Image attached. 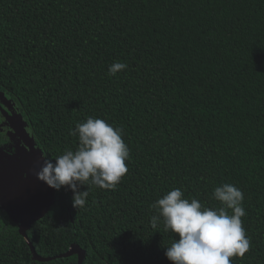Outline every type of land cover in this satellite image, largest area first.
Here are the masks:
<instances>
[{
  "label": "trees",
  "instance_id": "trees-1",
  "mask_svg": "<svg viewBox=\"0 0 264 264\" xmlns=\"http://www.w3.org/2000/svg\"><path fill=\"white\" fill-rule=\"evenodd\" d=\"M0 91L45 160L75 150L88 117L130 151L79 211L66 187L23 230L0 206V264H79L74 249L80 264H171L176 234L151 205L179 188L219 209L224 183L244 193L251 240L232 264H264V0H0Z\"/></svg>",
  "mask_w": 264,
  "mask_h": 264
},
{
  "label": "clouds",
  "instance_id": "clouds-1",
  "mask_svg": "<svg viewBox=\"0 0 264 264\" xmlns=\"http://www.w3.org/2000/svg\"><path fill=\"white\" fill-rule=\"evenodd\" d=\"M127 68L115 62L110 75ZM70 134L78 138L75 150L66 149L55 160H44L37 178L59 191L66 187L73 193L72 204L78 211L85 207L88 188L114 190L128 172L130 151L123 139V129L101 118L88 117L77 123ZM87 186V190H81ZM212 196L222 207L210 209L195 198L189 200L179 188L158 198L151 207L152 227L163 219L165 231L176 234L164 255L171 264H232L233 257L243 258L251 248L242 217L244 193L234 184L215 187ZM231 210V214L229 211Z\"/></svg>",
  "mask_w": 264,
  "mask_h": 264
},
{
  "label": "rangeland",
  "instance_id": "rangeland-1",
  "mask_svg": "<svg viewBox=\"0 0 264 264\" xmlns=\"http://www.w3.org/2000/svg\"><path fill=\"white\" fill-rule=\"evenodd\" d=\"M11 98L0 91V135L6 143L0 149V164L16 166L22 175V199L24 206L33 205L26 220L36 217L48 206L53 188L37 178L44 156L38 149L36 139L24 127ZM22 218L24 214H17Z\"/></svg>",
  "mask_w": 264,
  "mask_h": 264
},
{
  "label": "water",
  "instance_id": "water-1",
  "mask_svg": "<svg viewBox=\"0 0 264 264\" xmlns=\"http://www.w3.org/2000/svg\"><path fill=\"white\" fill-rule=\"evenodd\" d=\"M25 124L26 123L24 122V126H26ZM53 194L54 189L52 190L50 200L46 209L51 203ZM0 206L8 210L14 216H16L15 212H17V214L25 213L24 217L22 218L23 223L21 226V230H23L27 225H29L36 218L42 215L46 210H43L32 219L26 220V217L29 215L33 205H29L27 207L24 206L22 199V175L20 173V170L16 166L11 164H0ZM74 251L79 256L80 264L83 257V252L77 249H74L71 252Z\"/></svg>",
  "mask_w": 264,
  "mask_h": 264
},
{
  "label": "flooded vegetation",
  "instance_id": "flooded-vegetation-1",
  "mask_svg": "<svg viewBox=\"0 0 264 264\" xmlns=\"http://www.w3.org/2000/svg\"><path fill=\"white\" fill-rule=\"evenodd\" d=\"M12 102V101H11ZM13 103V102H12ZM14 104V103H13ZM17 109V108H16ZM17 113H18V109H17V111H16ZM19 114V113H18ZM23 124H24V122H23ZM25 127V126H24Z\"/></svg>",
  "mask_w": 264,
  "mask_h": 264
}]
</instances>
